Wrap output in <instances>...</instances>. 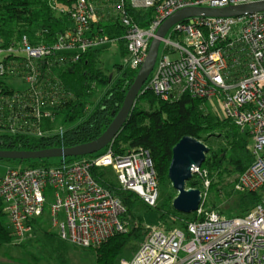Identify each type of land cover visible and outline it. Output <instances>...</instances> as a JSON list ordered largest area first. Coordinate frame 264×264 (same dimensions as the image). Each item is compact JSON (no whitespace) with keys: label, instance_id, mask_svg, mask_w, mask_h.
<instances>
[{"label":"built area","instance_id":"built-area-1","mask_svg":"<svg viewBox=\"0 0 264 264\" xmlns=\"http://www.w3.org/2000/svg\"><path fill=\"white\" fill-rule=\"evenodd\" d=\"M118 1L114 13L115 21L126 31L125 60L128 68L138 74L159 28L178 11L225 9L264 0ZM128 5L135 11L152 12L147 28H140L131 19ZM102 10L93 0H74V28L53 46H33L27 36L7 49L0 43V82L9 76V82L17 88L31 91L36 105L32 113L38 122L50 114L40 112L41 93L34 87L38 74L31 66L34 61L59 53H70L77 62L93 48L115 46V41L100 38L92 30L102 21ZM7 55L16 56L18 61L7 65ZM145 91L165 102L184 96L205 100L243 133L249 132L254 161L239 176L235 190L255 193L263 189L264 13L239 18H193L175 25L161 40L156 65L141 94ZM54 94L55 91L49 97ZM10 98L13 99L0 96V104L9 106L8 112L13 113ZM25 119L26 115L21 119L8 117L7 121L13 122L7 133L14 135V126ZM43 136L39 132L38 137ZM106 149L100 155L52 167H5L0 176V200L13 241L23 242L32 231L31 221L45 217L61 240L78 248L98 247L124 233L126 208L96 181L93 170L111 171L123 190L135 193L147 207L155 208L159 183L148 152L139 149L117 154L112 147ZM192 173L204 179L197 220L189 222L185 229H152L134 257L119 264H264V198L245 217L226 218L216 211L204 212L210 181L202 168H194Z\"/></svg>","mask_w":264,"mask_h":264},{"label":"trees","instance_id":"trees-1","mask_svg":"<svg viewBox=\"0 0 264 264\" xmlns=\"http://www.w3.org/2000/svg\"><path fill=\"white\" fill-rule=\"evenodd\" d=\"M103 11V19L92 27L100 38L115 41L116 45H104L85 53L79 61H74L70 53H59L43 61H34L38 81L34 87L40 91L41 114L49 113L40 122L35 120L32 111L36 108L29 89L21 90L9 82V76L0 82V96H12L13 113L9 106L0 104V151L37 152L48 149H69L97 140L103 135L120 112L127 92L133 85L137 73L125 65L116 68V77L103 68L102 55L109 48L118 47L116 56L125 60L127 57L126 31L115 21V9L118 0H93ZM74 0H0V43L7 49L27 36L33 46H53L58 38L74 28L72 19ZM128 2V0H126ZM131 19L140 27L147 28L152 12H139L127 6ZM7 65L17 62L15 56H5ZM15 66H17L15 64ZM18 68L20 66H17ZM29 67L28 71H31ZM26 68V67H25ZM56 94L49 97L52 92ZM22 92V93H21ZM21 96L25 102H21ZM147 104L148 111L141 105ZM27 106L22 109V106ZM20 106V107H19ZM26 115L19 126H14V135H10L12 122L8 117L20 118ZM60 122V123H59ZM16 128V129H15ZM43 133V137H38ZM185 137H192L205 143L209 154L202 165L210 187L207 191L212 201L204 202V212L216 211L225 214L219 206L225 205L230 196L236 194L235 184L239 176L253 163L252 138L249 132L242 133L230 119H224L213 113L205 100L184 96L178 101H162L150 91L141 94L135 104L127 123L117 135L110 148L117 154L143 149L148 152L154 166L157 179H167L172 161L174 147ZM220 138L224 145L214 149L208 146L209 138ZM125 146H127L125 148ZM107 150V149H105ZM105 150L98 153L102 154ZM80 158L59 159L58 164L49 160L7 161L0 164L22 169L52 167L61 163L74 162ZM96 181L126 208L123 223L126 231L109 239L100 247H92L96 264H119L123 252L132 239H138L141 231L139 224L130 229L129 220L134 207L141 201L133 192L123 190L117 180L116 184L106 178V172L93 170ZM233 179L232 188L227 189V180ZM158 181V183H159ZM204 179L194 175L187 188L203 191ZM223 197H228L223 200ZM176 197L174 196L173 199ZM264 198V187L255 193H240L236 213L232 218L245 217ZM172 200H167L159 208V220L171 224L173 229H185L189 222L197 220L196 215L180 216L172 209ZM159 201V199H158ZM158 206V203H157ZM156 206V207H157ZM155 207V208H156ZM181 217V218H180ZM175 218L176 221H171ZM44 219V218H42ZM31 221V227H37L42 220ZM170 230V229H167ZM47 240L55 246V251L62 255L68 244L55 233H47ZM13 241V235L0 200V246ZM138 250V247H137ZM136 250V251H137Z\"/></svg>","mask_w":264,"mask_h":264},{"label":"water","instance_id":"water-1","mask_svg":"<svg viewBox=\"0 0 264 264\" xmlns=\"http://www.w3.org/2000/svg\"><path fill=\"white\" fill-rule=\"evenodd\" d=\"M257 13H264V1L232 6L225 9L188 8L178 11L159 28L156 38L151 43L148 57L142 69L137 74L133 85L127 92L120 112L115 116L113 122L101 137L93 142L69 149H48L37 152L0 151V160L29 161L83 158L102 152L112 144L127 123L145 84L154 70L161 40L166 37L172 27L193 18H239ZM209 151L205 143L192 137L183 138L173 149L172 161L168 170V179L172 184V188L177 193L172 207L175 212L181 215H194L202 205L203 197L201 191L187 188V184L193 177L192 170L202 167Z\"/></svg>","mask_w":264,"mask_h":264},{"label":"rangeland","instance_id":"rangeland-1","mask_svg":"<svg viewBox=\"0 0 264 264\" xmlns=\"http://www.w3.org/2000/svg\"><path fill=\"white\" fill-rule=\"evenodd\" d=\"M113 48L114 49L109 48V51L103 54L101 59L103 60L104 70L116 77V68L122 64L126 67H129V64L126 62V60L119 59L116 56L117 54L115 47ZM141 106L143 110H149L147 104ZM210 109L213 113L222 117L218 109ZM223 145L224 142L222 139L216 137L209 138L208 146L217 149ZM126 147L127 146H125V148ZM58 160L59 159H50L49 161L54 164H58ZM7 165L9 164H0V176L4 174L5 167H7ZM106 178L116 184V178L114 173L111 171H106ZM233 181V179L227 180V184L229 186H227L225 191H230ZM239 194L240 193L236 191V194H234L233 197L230 196L225 205L219 206L226 218H232L233 214L236 213L235 209L238 205ZM174 196L176 197L177 193L172 188V184L170 183L168 176L167 179L159 181V201L156 208L147 207L138 196L141 201H139L140 203L134 207L129 220H131V230L133 227H135V223H137L140 225L141 231L138 233V239H132L127 245L121 260H131L136 253L137 247L139 248L141 244L148 238L152 229L160 228L164 230H171L174 228V226L171 224L160 221L159 214L157 213L159 208H161L162 205L167 202V200H172ZM222 199L225 201L228 199V197H223ZM206 200L212 201L208 194L204 199V202H206ZM179 215L184 216L181 214ZM170 220L176 221L175 218H170ZM47 233L55 234L56 230L51 227L48 217H45L39 222L37 227H32L31 233L23 242L17 243L12 241L9 244L0 246V264H96L93 252L90 251L91 248H78L67 243V250L63 252L62 255L59 254L55 251V246L47 240ZM121 260L119 259V261Z\"/></svg>","mask_w":264,"mask_h":264},{"label":"crops","instance_id":"crops-1","mask_svg":"<svg viewBox=\"0 0 264 264\" xmlns=\"http://www.w3.org/2000/svg\"><path fill=\"white\" fill-rule=\"evenodd\" d=\"M115 49H116V52H118V47H116Z\"/></svg>","mask_w":264,"mask_h":264},{"label":"bare ground","instance_id":"bare-ground-1","mask_svg":"<svg viewBox=\"0 0 264 264\" xmlns=\"http://www.w3.org/2000/svg\"><path fill=\"white\" fill-rule=\"evenodd\" d=\"M109 147V146H108ZM88 157V156H87Z\"/></svg>","mask_w":264,"mask_h":264}]
</instances>
